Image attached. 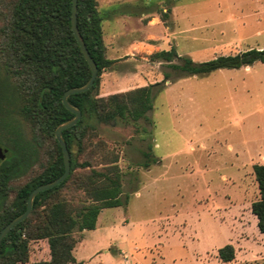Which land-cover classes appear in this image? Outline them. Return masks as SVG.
<instances>
[{
    "label": "rangeland",
    "instance_id": "obj_1",
    "mask_svg": "<svg viewBox=\"0 0 264 264\" xmlns=\"http://www.w3.org/2000/svg\"><path fill=\"white\" fill-rule=\"evenodd\" d=\"M147 2V19L131 22L127 35L147 37L164 49L175 45L197 61L264 47V0H178L175 8L174 0ZM151 49L120 66L141 70L143 83L163 80L165 67L149 58ZM123 80L109 70L101 91L120 89ZM149 116L153 124L147 134L121 121L99 125L107 149L120 157L130 198L126 206L105 209L101 226L88 230L75 248L76 259L86 264H264V233L251 211L260 197L253 165L264 163V62L167 81L154 94ZM146 136L157 158L147 167L138 164ZM0 140L2 147L10 143L6 136ZM40 169L35 164L13 181L14 189ZM228 243L237 257L223 262L218 249ZM47 256L45 241L31 244V260Z\"/></svg>",
    "mask_w": 264,
    "mask_h": 264
},
{
    "label": "trees",
    "instance_id": "obj_2",
    "mask_svg": "<svg viewBox=\"0 0 264 264\" xmlns=\"http://www.w3.org/2000/svg\"><path fill=\"white\" fill-rule=\"evenodd\" d=\"M72 4L73 0H0V138L10 140L0 163V231L25 211L35 187L65 171L55 131L75 114L62 97L67 89L84 85L92 74L72 29ZM169 11L161 14L163 21ZM104 18L98 0H78V26L98 65V75L90 89L68 97L82 112L76 124L63 130L71 172L64 181L35 196L29 216L1 242L0 264H86L74 255L84 231L97 228L104 209L126 206L130 198L118 164L120 157L107 149L99 125L121 121L137 133L147 134L153 124L149 112L154 94L167 81L264 62V47L197 61L171 45L149 55L165 67L163 80L101 93V75L115 61L107 56ZM145 139L148 143L139 148L143 160L138 164L147 167L157 158L149 141L152 138ZM37 163L40 171L14 189L13 181L27 175ZM253 170L260 197L252 202L251 211L264 233V163L254 164ZM69 185L71 192L66 191ZM40 240L47 243L48 256L31 260V244ZM218 256L223 262L235 260V246L224 245Z\"/></svg>",
    "mask_w": 264,
    "mask_h": 264
},
{
    "label": "crops",
    "instance_id": "obj_3",
    "mask_svg": "<svg viewBox=\"0 0 264 264\" xmlns=\"http://www.w3.org/2000/svg\"><path fill=\"white\" fill-rule=\"evenodd\" d=\"M99 8L105 15L103 21L104 39L107 47V56L114 59V63L105 70L101 75L100 92L110 93L118 90L126 89L139 84H144L141 80V70L125 71L120 66L122 62L130 61L136 53L141 52L146 47H153L149 50V54L155 51L164 49L160 45H156L153 42L146 41L147 37H132L127 35L131 22H143L147 19L149 8L147 0H98ZM175 1V6H178V0ZM124 58V59H123ZM116 70L121 75L122 86L115 91H101L104 81L107 77L109 70ZM134 74V75H133ZM105 209L102 211L104 213ZM101 213V214H102ZM101 215L99 217L97 228L101 226ZM88 230L84 231V236ZM44 241V240H43ZM81 242V241H80ZM79 242V243H80ZM47 244V243H46ZM78 246V245H77ZM237 257V254H236Z\"/></svg>",
    "mask_w": 264,
    "mask_h": 264
},
{
    "label": "water",
    "instance_id": "obj_4",
    "mask_svg": "<svg viewBox=\"0 0 264 264\" xmlns=\"http://www.w3.org/2000/svg\"><path fill=\"white\" fill-rule=\"evenodd\" d=\"M71 23H72V29L74 31L75 37H76V39H77V41L81 47V50H82L86 60L88 61L89 65L91 67L92 74H91L90 79L84 85L67 89L64 92L63 97H62L63 104L71 112H73L75 114V116L72 119L66 120V121L62 122L60 125H58V127L56 128V131H55L56 137H57V139L60 142L61 147H62L64 162H65V171L58 178H56L50 182L41 184V185L35 187L30 192L28 199H27V207H26L25 211L23 213H21L20 215L16 216L15 218H13L0 231V244L12 228H14L17 224H19L20 222H22L23 220H25L29 216V214L32 211L33 201H34L35 196L41 191L50 189V188L58 185L59 183L64 181L71 172L70 151H69L67 142L63 136V130L73 126L74 124H76L81 119L82 112L77 107H75L74 105H72L69 102L68 97L71 94L84 92V91H87L88 89H90L92 87V85L94 84V81L98 75V65H97L96 61L94 60V58L92 57V55L90 54L89 49L87 47V44H86V42H85V40H84V38L80 32L79 26H78V0H73ZM6 151H7V148H4L0 145V163L5 158V152Z\"/></svg>",
    "mask_w": 264,
    "mask_h": 264
}]
</instances>
